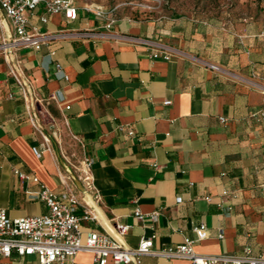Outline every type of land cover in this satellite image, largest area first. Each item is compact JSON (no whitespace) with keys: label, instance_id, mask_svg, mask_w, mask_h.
I'll list each match as a JSON object with an SVG mask.
<instances>
[{"label":"crops","instance_id":"0c3cea01","mask_svg":"<svg viewBox=\"0 0 264 264\" xmlns=\"http://www.w3.org/2000/svg\"><path fill=\"white\" fill-rule=\"evenodd\" d=\"M79 7L77 20L54 14L47 23L37 8L32 23L59 37L40 50L18 49L44 133L54 138L48 148L0 51V207L13 218L46 213L47 204L28 194L39 185L16 171L60 194L76 177L61 151L70 160L87 155L100 200L73 189L96 206L104 227L131 225L128 245L152 234L156 248L180 244L205 223L198 253L264 254V27L223 31L117 15L106 29ZM34 146L44 149L41 157ZM137 208L148 216L139 219ZM95 229L103 227L82 221L83 240ZM75 260L94 264L89 251ZM1 264H38V257L13 253ZM141 264L190 262L148 254Z\"/></svg>","mask_w":264,"mask_h":264},{"label":"built area","instance_id":"2783aa9c","mask_svg":"<svg viewBox=\"0 0 264 264\" xmlns=\"http://www.w3.org/2000/svg\"><path fill=\"white\" fill-rule=\"evenodd\" d=\"M39 7H43L40 16L42 23H47L54 14H62L68 22L75 21L79 17L80 7L75 0H0V51L3 52L8 63L10 75L16 80L28 104L29 118L35 130L42 133L44 144L48 148L50 139L54 138L44 133L35 106L38 101L35 89L18 58L20 47L40 50L43 45L50 44L59 37L50 35L32 23L31 18ZM84 9L101 20L106 29H111L118 20L115 13L99 4L91 3L84 6ZM54 54L55 51H51V55ZM164 57L169 58V53L164 52ZM55 68L57 72L63 70L60 63H56ZM50 98L57 99V95L52 94ZM165 103L170 104L171 101ZM66 108H70V105ZM129 134L135 133L130 131ZM71 138L79 141L75 134H71ZM33 150L38 157L44 154V149L40 146H34ZM61 152L76 178L82 183L84 189L81 191L95 196V203L98 202L100 194L94 184L93 159L84 155L80 159L70 160L66 152ZM16 173L21 179H31L39 185V189L29 190L28 194L30 197L44 201L48 211L44 214L13 218L9 216L6 208L0 207V264L1 258L11 257L13 253L20 256L35 255L38 257V264H75L76 256L81 251L91 252L94 264H141L142 257L148 254L168 259H187L190 264H264V254L253 255L249 249L243 255L198 253L194 247L195 243L204 240L209 232L205 223L195 226V238L187 237L180 244L156 248V234H152L142 237L137 246H130L124 241V237L131 225L117 222L112 229L104 227L96 206L83 201L79 193L73 189L74 186L77 188L74 182L59 194L42 183L37 176L31 177L21 171ZM224 194L228 192L224 191ZM206 199L211 200V197ZM80 206L83 207L82 215L77 213V208ZM159 214V211H154L149 216L156 220ZM135 215L139 219L148 216L139 208L136 209ZM84 220L97 222L103 229L89 231L86 240H83L81 224ZM223 236L224 232L221 231L219 237Z\"/></svg>","mask_w":264,"mask_h":264},{"label":"rangeland","instance_id":"374dc122","mask_svg":"<svg viewBox=\"0 0 264 264\" xmlns=\"http://www.w3.org/2000/svg\"><path fill=\"white\" fill-rule=\"evenodd\" d=\"M94 3L116 15L158 19L177 18L207 29L236 31L257 22L264 27V0H75Z\"/></svg>","mask_w":264,"mask_h":264},{"label":"water","instance_id":"95a60500","mask_svg":"<svg viewBox=\"0 0 264 264\" xmlns=\"http://www.w3.org/2000/svg\"><path fill=\"white\" fill-rule=\"evenodd\" d=\"M74 182L76 183V185L78 186L79 189L83 190V186L82 183L75 177Z\"/></svg>","mask_w":264,"mask_h":264}]
</instances>
